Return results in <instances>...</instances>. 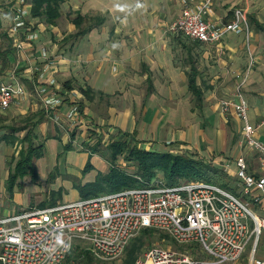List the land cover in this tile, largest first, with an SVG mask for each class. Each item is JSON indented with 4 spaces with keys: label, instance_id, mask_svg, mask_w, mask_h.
I'll return each instance as SVG.
<instances>
[{
    "label": "crops",
    "instance_id": "1",
    "mask_svg": "<svg viewBox=\"0 0 264 264\" xmlns=\"http://www.w3.org/2000/svg\"><path fill=\"white\" fill-rule=\"evenodd\" d=\"M202 1L68 0L54 25L29 18L26 5V26L16 34L9 31L12 24L5 28L15 50L7 67L0 64V81L24 90L5 110L8 122L32 116L39 121L38 143L71 142L89 155L82 151L86 144L99 137L112 142L122 132L147 150L200 159L208 153V163L235 180L239 156H246L253 170L255 153L240 146L242 123L233 109L224 112L221 102L240 90L251 123L264 120V0H211L204 17L217 27L232 22L238 11L245 15L240 33L227 32L211 43L172 30L185 3L195 7ZM79 13L85 18L81 30L88 18L96 24L75 38L71 19ZM55 92L62 103L47 110L43 99ZM74 106L78 112L69 118ZM255 136L264 140L263 125ZM15 145L0 144L1 150ZM79 154V160L88 158ZM101 162L100 171L108 172ZM256 210L264 217V198ZM255 254L263 258L264 250L258 247Z\"/></svg>",
    "mask_w": 264,
    "mask_h": 264
},
{
    "label": "built area",
    "instance_id": "2",
    "mask_svg": "<svg viewBox=\"0 0 264 264\" xmlns=\"http://www.w3.org/2000/svg\"><path fill=\"white\" fill-rule=\"evenodd\" d=\"M16 2L18 5L10 8L9 31L13 34L26 26L28 15L26 0ZM210 4L211 0L195 7L185 3L172 30L203 43L218 42L227 32L243 30L241 20L245 22V15L241 11L225 25L217 27L208 22L204 15ZM53 84L54 80L49 82ZM23 94L20 87L0 81V110L9 109ZM234 94L221 102V109L234 110L242 123L240 146L256 156L253 170L246 156L235 160L239 195L204 181L168 186L158 176L142 187L71 203L33 206L0 217V264H62L77 247L89 249L100 262L113 263L123 256L131 239L145 229L160 231L181 246L190 243L197 248L181 251L153 247L145 250L136 264H240L245 256L247 264H264V256L258 259L255 254L264 232V217L249 209L250 203L259 205L264 198V140L255 136L264 120L259 125L251 123L243 94L240 90ZM43 100L47 110L62 103L56 92ZM76 112L78 106L68 112V117L73 118Z\"/></svg>",
    "mask_w": 264,
    "mask_h": 264
},
{
    "label": "trees",
    "instance_id": "3",
    "mask_svg": "<svg viewBox=\"0 0 264 264\" xmlns=\"http://www.w3.org/2000/svg\"><path fill=\"white\" fill-rule=\"evenodd\" d=\"M66 1L68 0H26V3L29 5V18H38L47 25H54L62 16L61 8ZM14 2L15 0H0V28H8L12 24L10 8L14 5ZM71 20L77 27V32L73 35L75 38H78L82 33H87L96 24L95 18H88V25L81 30L80 25L84 22L85 18L80 13ZM2 37L7 40L8 44L5 45V49L2 50L0 48V64L2 67H7L10 62L8 56L14 52L15 47L12 34L6 31L1 32L0 30V39ZM85 92L88 93L87 91ZM38 123L39 121H35L34 117L29 116L24 121L13 124L8 122L7 116L0 114V132H2L0 135V144H16L20 146L17 155H13L10 159L16 163L8 174V183L12 188L19 178L26 176H30L31 178L36 177L33 161L40 159L45 153V144L43 142L38 143V134L35 130ZM24 131L25 134L21 135V132ZM71 137L73 139L75 133ZM100 140L99 138L94 144L93 152H97L101 148L102 142ZM71 144L69 142L65 146V149H70ZM103 154V157L110 164L108 172H99L94 180L85 182L83 185H75L74 187H77L79 191L80 199L99 197L101 194L141 187L143 183L157 179L159 175L162 176L165 184L168 186L187 181H204L218 185L238 195L235 186L226 181L230 177L223 169L212 166L204 159L195 157V155L141 148L129 133L119 132L108 145L107 152H103ZM121 158H123L125 163L132 164V172H127L118 165V161ZM90 169H92V165L88 162L83 172L89 171ZM51 203V205L56 204L54 201H51ZM45 204V202H42V206H46ZM153 231L155 230L145 229L131 239L128 247L124 251L120 264H136L139 256L145 252L144 238ZM163 236L168 237L165 234ZM88 263L114 264V262H100L93 258L89 249H81L80 247L73 249L66 256L62 264Z\"/></svg>",
    "mask_w": 264,
    "mask_h": 264
},
{
    "label": "rangeland",
    "instance_id": "4",
    "mask_svg": "<svg viewBox=\"0 0 264 264\" xmlns=\"http://www.w3.org/2000/svg\"><path fill=\"white\" fill-rule=\"evenodd\" d=\"M0 30L1 32L6 31L5 27L0 28ZM7 44V40L2 37L0 39V48L2 50L5 49V45ZM0 114L7 116L5 111H0ZM101 142V148L98 149L97 152L92 151L94 145L86 144L84 146L82 151H90V157L89 153L87 154V152H84V154L80 150H77L79 146L78 144L72 143L70 149L66 150L65 144L58 140H47L45 143L44 156L33 161L36 177L31 178L30 176H26L24 178H19L15 185H12L13 188L8 183L7 173L16 164L14 161L10 160V157L17 155L20 146L15 145L16 148L10 147L7 150H1L3 146H0V216H12L15 212L22 213L33 206L41 205L42 201L51 205V201L56 203H71L72 201L79 200V191L77 187L74 186L83 185L85 182L94 180L99 172H101V161H104L108 166L110 165L107 159L103 157V152H107V147L111 142H109V140L107 142ZM106 143L108 144L106 145ZM79 153H81V155L84 154L88 158L79 160L76 158L80 155ZM202 159L208 162L206 159L210 160L212 157L208 156V153H205V157ZM211 161L212 160H210V162ZM88 162L92 165V169L83 172ZM118 165L127 172L133 171L132 164L125 163L123 158L118 161ZM159 177L162 179V176L159 175ZM155 181L156 179L152 180V182ZM226 181L234 185L237 192L240 190L239 184L234 177H231L228 180L226 179ZM249 209L258 213L256 206L251 203ZM163 235L164 234L160 231H153L151 234H148L144 238L145 250L160 246L181 251L189 250L192 246L197 248V245L190 243L181 246L176 242H173L170 237H165ZM77 245L80 244L77 243ZM262 250H264V232L261 236L259 252ZM196 255L199 256L198 253ZM121 258L117 260V262H114V264H120L122 262ZM247 260L248 258L245 256L244 259L240 261V264H247Z\"/></svg>",
    "mask_w": 264,
    "mask_h": 264
}]
</instances>
